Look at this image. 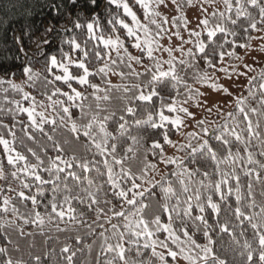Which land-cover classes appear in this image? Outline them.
Listing matches in <instances>:
<instances>
[{
	"label": "snow or ice",
	"instance_id": "6c2138e0",
	"mask_svg": "<svg viewBox=\"0 0 264 264\" xmlns=\"http://www.w3.org/2000/svg\"><path fill=\"white\" fill-rule=\"evenodd\" d=\"M215 2L35 0L8 21L0 264H264V0Z\"/></svg>",
	"mask_w": 264,
	"mask_h": 264
},
{
	"label": "trees",
	"instance_id": "16d2710c",
	"mask_svg": "<svg viewBox=\"0 0 264 264\" xmlns=\"http://www.w3.org/2000/svg\"><path fill=\"white\" fill-rule=\"evenodd\" d=\"M202 0H194V2H201ZM3 3H8L9 5V9H11L12 5H15V9L14 10H10L9 14L7 17L4 16L3 12L0 11V33L3 32V30L7 27L8 21H12L13 23H15L16 20H19L22 18V14H26L28 11H34V12H40L41 9L36 5L35 0H2ZM213 6V9L218 8L219 10H223V3L222 0H216V2L214 4H211ZM212 9V10H213ZM251 10V9H250ZM44 12H47L48 9H44ZM190 11V10H189ZM112 14L116 15V16H122V12H120L119 10L116 9H112ZM255 14V12H254ZM103 15L107 18V13H103ZM38 19H42L43 17H37ZM9 35H12V33H10ZM253 35H257V33H253ZM133 51H135L133 49ZM23 61L22 60H16V61H9L7 62L8 66H11L13 63L16 65L21 64ZM39 65H37V69L39 70ZM13 71L16 73V76H9V79H13L16 83H20V80L17 79V77L20 76V70L18 67L13 68ZM113 82H119L117 80V78L113 77ZM27 90V88L25 89ZM246 94V93H245ZM9 99H20V96L17 95L14 92H9ZM254 103V102H253ZM14 107V105H6L5 101L3 100V93H0V107ZM24 118L26 119V117H24L23 114H20V116L17 117V119H21ZM214 117H211V119H213ZM5 122H8V118H5ZM18 134H19V128L16 129ZM0 183H3L2 181H0ZM259 192H260V186L257 185L256 186V193H257V199L259 200ZM9 195H14V194H9ZM22 211L24 210L23 208L21 209ZM8 219H12L13 217H11L10 215L7 217ZM19 223V221H18ZM25 231H32V228L30 226H26L25 227ZM239 231V230H237ZM8 232L12 233V239L15 241L17 239V234L13 232V230L11 228L8 229ZM251 232V229H249V233ZM52 235H57L56 233H52ZM60 239L63 240L64 239V234H60ZM37 243H38V247L36 249H34V251H40V247H39V241L41 240V238L39 236L36 237ZM88 242H91V238H88ZM5 243V241L0 238V245H3ZM10 251L12 250V246L9 245ZM21 248L23 250V253H15L13 252L14 256L16 258H20L21 256H23V258L25 260L28 259L27 256V243L25 241H21ZM227 258L232 261L233 260V254L232 253H228L227 254ZM237 260V264L239 261V257H236Z\"/></svg>",
	"mask_w": 264,
	"mask_h": 264
},
{
	"label": "rangeland",
	"instance_id": "374dc122",
	"mask_svg": "<svg viewBox=\"0 0 264 264\" xmlns=\"http://www.w3.org/2000/svg\"><path fill=\"white\" fill-rule=\"evenodd\" d=\"M202 2V1H201ZM201 2H197L198 4L199 3H201ZM204 7H207L208 8V10H209V12H211L212 11V9H213V6L212 5H207V4H205L204 5ZM188 18L192 21V25H190V26H194L195 25V23H196V18H197V16L199 15V13L198 12H196L195 10H190V11H188ZM166 27H170V26H166ZM182 31H184V35H185V37H187V31L186 30H183L182 29ZM258 35V34H257ZM256 43H258V42H254V44H256ZM255 67H257V70H259V65H254ZM211 117H209V119H210Z\"/></svg>",
	"mask_w": 264,
	"mask_h": 264
}]
</instances>
